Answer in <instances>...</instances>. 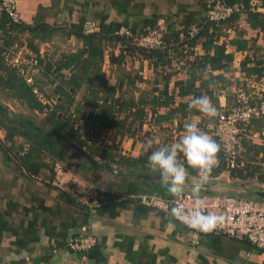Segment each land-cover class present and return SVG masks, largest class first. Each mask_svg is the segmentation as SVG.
Wrapping results in <instances>:
<instances>
[{"label": "crops", "instance_id": "1", "mask_svg": "<svg viewBox=\"0 0 264 264\" xmlns=\"http://www.w3.org/2000/svg\"><path fill=\"white\" fill-rule=\"evenodd\" d=\"M214 1L218 0H18L17 8L23 24L53 28L44 40H37L36 52L25 46L31 55L37 54L34 58L45 63L40 73L32 76L33 81L27 83L33 86L36 95L44 99L51 97L53 102L56 99L54 107L48 100L40 98L45 104L49 102L45 105L47 110L74 113L84 104L79 103V95H85V101H93L102 109L108 94L115 109L125 100L132 102L129 110L118 116L119 119L122 114L129 112L131 115V112L142 109L146 113L145 122L130 123L134 116L129 117L123 124L133 130L136 128V132L130 137L121 132L123 139L122 135L116 136V130L115 135L104 139L105 134L98 133L92 123H85L95 131L97 143L121 141L119 152L111 153L116 160H121L128 151L138 152L140 156L144 154L139 135H146L145 142L151 139L156 144L178 142L186 121L197 123L212 137L210 126L216 118H208L190 108L193 98L207 95L220 112L233 104L240 87L257 86L264 90V70L260 73L252 71L257 64L258 68L264 67V29L252 27L247 14L228 22L216 37V44L224 45L226 53L233 55L227 69L211 70L208 65L202 71L195 67L194 60L207 52L204 39L201 38L194 46H180L173 40L178 36L183 40L186 29L191 30L204 23L206 7ZM250 1L234 0L233 3ZM254 1L259 3L257 12L264 14V0ZM87 21L95 22L100 29L104 27L110 32L117 27H126L134 32L158 28L170 39V46L174 49L169 51L167 59L159 61L139 50L127 49L116 40H109L101 44L104 60L100 72L79 73L71 70L72 67L63 69L62 74L55 72L65 56L85 50L84 41L68 32L73 26ZM60 40L66 41L63 47L76 48L57 59L55 53L45 49L56 47ZM239 41L240 49L237 46ZM209 53L214 55V50ZM86 57L87 53L83 52V58ZM195 69L198 78L210 81L209 85L198 95L191 93L180 97L177 82L186 81ZM17 75L26 78L20 73ZM7 78L8 74L5 80ZM74 78H80L82 83L74 99L68 100L65 91L71 92L72 89L67 82ZM42 79L53 84V89L50 86V91H47L46 84L40 81ZM196 86H200V80ZM0 101L10 111L3 95H0ZM38 109L41 108L34 107V110ZM88 110L92 109L89 107ZM154 112L159 116L156 117ZM12 115L16 114L11 112ZM82 117L86 121L88 113ZM33 125V132L38 134L42 131L36 123ZM254 126L260 134L255 144L264 146V121H255ZM112 127L118 128L116 124ZM52 132L56 137L60 134L53 127ZM155 133H160V136H155ZM171 134H175L177 141L170 140ZM47 137L55 147L61 142L49 134ZM262 155L260 153L259 158ZM79 156L81 160L74 165L71 163L64 181L75 191L88 189L92 192L97 189L104 201L100 206L78 202L73 194L56 187L53 184L55 157L39 149L31 139L20 134L10 135L0 126V264H264V251L255 249L250 243L216 234L194 233L172 220L167 213L149 208L136 199L140 195L159 196V192L165 190L159 181L127 176L112 179L114 177L106 173L109 171L85 158L84 162ZM220 160L219 153L218 165L206 181L201 180L197 173L193 174L194 169L188 168L189 180L185 190H191V185L199 182L204 193L253 197L250 187L244 183L238 187L241 179L233 178L231 171L225 167L214 171L222 164ZM139 171L158 173L151 169ZM123 177L129 181L124 182ZM131 182L137 183L139 189L127 193L125 190ZM121 186L125 187L123 191L119 189ZM84 233L96 238L94 248L83 253L67 248L70 239Z\"/></svg>", "mask_w": 264, "mask_h": 264}, {"label": "trees", "instance_id": "2", "mask_svg": "<svg viewBox=\"0 0 264 264\" xmlns=\"http://www.w3.org/2000/svg\"><path fill=\"white\" fill-rule=\"evenodd\" d=\"M234 0H228L226 1L227 4H233ZM225 2V1H224ZM247 3V2H245ZM208 9V7H206ZM248 16V21L251 24L252 27H260L264 29V14L259 12H248L246 13ZM241 14H233L231 17L227 18L224 21L220 22H211L208 21L207 17L204 23L199 24V26H196L199 30L195 37L190 36L191 30H185V37L183 40H180L179 36L174 38L176 43H179L180 46H184V44H189L191 46H194L197 44V42L204 38V48L206 49V54L202 57H197L194 60V65L198 70L204 71L207 69L208 65L210 66L211 70H222L227 69L230 65V62L233 59L232 54H227L226 49L224 45H218L216 44V37L219 34L218 32L221 31L223 26H225L228 22L234 21L235 19L239 18ZM121 27H117V29L113 32L106 31L104 27L99 28V31L93 34H85L83 30V23L80 25L73 26L71 30L68 32L69 35H75L78 38L82 39L85 44V50L79 51L78 53H74L71 55H67L63 58V61L59 63V66L56 67L55 72H60L62 74L63 69H69L72 67L71 70L74 72L78 71L79 73H93V72H100L101 71V65L104 60V49L101 47V44L109 41V40H116L120 42L125 48L127 49H136L139 50L141 53L146 54L148 57L156 58L159 61H162L164 59H167L169 51L174 46L171 47V41L170 39L164 35V39L166 42L165 47L161 49H155V50H149L145 48H141L136 46L131 42L130 39L122 37L117 33ZM19 31V32H26L29 36V47L33 52L37 51V47L34 44L35 40H44L46 38V34L49 33V31L53 30V28L49 25H36V26H30L25 25L22 22L16 23L12 19L9 18V16L6 13H3L1 22H0V32L3 36V34L7 37L6 39L0 37V40L3 41L2 44H0V71H5L8 73V78L5 80V77H2V74H0V88H3L4 85L8 86L13 91V94L10 96L12 98H18L24 102H26L31 109H34V107H39L42 110L46 108L45 105H43L38 99L36 94L34 93L33 86L28 85L27 81L23 79L22 77H19L17 75L18 72H16L14 69H10L8 66H6V60L4 57V52L8 50L9 46L15 45L14 40L16 37L8 35L9 31ZM8 31V32H7ZM144 31V30H143ZM142 32V31H141ZM133 33H137L134 32ZM7 34V35H6ZM174 33L173 35H175ZM28 40V41H29ZM172 40V41H173ZM236 43V42H235ZM238 49H240V41L238 43ZM213 49L214 55H210L209 51ZM83 52L87 53V57L83 58ZM65 59V61H64ZM43 61H40V64H42ZM245 67V63L243 64V68ZM259 65L257 64L255 68H253L252 71L255 73H260L264 70V67L258 68ZM49 69L50 65L48 66ZM196 69L191 73L186 81H179L177 82V86L179 87V96L184 97L188 94L194 93L198 95V92L202 90L206 85H209V82L204 81L203 79L198 78L196 75ZM200 80V86H196V82ZM69 85V88L72 89L71 92L65 91L66 97L74 99L73 96L76 94V90L81 85L80 78H74L72 80H69L67 82ZM78 83V84H77ZM64 86H61L63 89ZM111 96L108 94L106 98L104 99V104L102 109L99 108V106H96L95 103L93 104V101L86 100L84 104L80 107L77 112L86 114L88 113L87 123H92V127L97 130L96 127L99 128L97 131L100 133L104 128H107L108 126H112L116 124L118 126L119 131H123L126 126H124L123 123H125L129 117L132 115L134 116L133 120L130 123H143L145 122L146 113L142 109H138L135 113L131 112V115L129 112L125 113L124 119H119L118 116H120L121 113L126 112L129 110V106H132V102L130 101H123L122 104L119 105L117 109H115L114 104L111 102ZM69 100V99H68ZM119 100H116L118 102ZM71 102V101H69ZM91 108L92 110L89 111L88 108ZM73 113L68 114L65 111H58V110H52L49 113V119L47 120L49 124L52 125V127L59 131L64 132L66 136L68 137L69 141L71 143H75L81 147H86L87 151L95 156H98L102 161L109 162L112 165L117 164L121 166V168H126V171L128 173H137L140 172L139 170L144 169H150L148 166V153H144L141 155L138 159H133L130 157H122L121 160H116L114 157V154H111L113 151H115V145L111 147H105L101 150H97V148L93 145H90L89 142L83 138L80 135L79 129L74 127V120H72ZM155 116L158 117L157 112H154ZM17 118H13L11 116V112L8 110V108H4L0 101V126L4 127L7 132L10 135H22L26 138L31 139L33 141V144L37 146L39 149H43L47 151L49 154H51L55 159L65 160L64 154L62 151H60L57 147H55L49 138L47 137L48 134L40 131V133L36 134L34 131V125L31 121H25L22 119V117H18L14 115ZM157 121V120H156ZM257 121H264V119H258ZM255 123V121H254ZM129 129H131V126H128ZM256 130V127L253 128ZM38 130V129H36ZM257 131V130H256ZM39 136H43L42 138H38ZM249 156L247 163L245 167L233 169L231 171V175L233 178H239L241 180H245L249 177H252L254 175H258L257 172L261 171L264 167V146H259L256 144L249 145ZM220 153V162L222 164L219 165V168L215 169L214 171L221 170L225 167V163L222 160V155ZM262 153L263 155L259 158V154ZM253 161V163H251ZM257 163V165H255ZM122 170V169H121ZM196 170L193 171V174H196ZM139 179L138 177H134V179ZM260 181L264 182V174L259 175L258 177ZM124 182H128L127 178H122ZM119 189L123 191L125 189L124 186H121ZM138 184L135 182H131L130 185H128V189L125 191L127 193L135 192V190H138ZM159 196L162 197H170L167 194L166 189L161 190ZM118 199V198H117ZM112 200V198L110 199ZM107 202V200L105 201ZM150 208V207H149ZM153 209V208H152ZM80 234H77L75 236H78ZM74 236V237H75ZM94 248V247H93Z\"/></svg>", "mask_w": 264, "mask_h": 264}, {"label": "built area", "instance_id": "3", "mask_svg": "<svg viewBox=\"0 0 264 264\" xmlns=\"http://www.w3.org/2000/svg\"><path fill=\"white\" fill-rule=\"evenodd\" d=\"M18 0H0V22L3 13L16 23H21V17L17 8ZM257 1L237 2L227 4L224 1H214L208 5V21L220 22L231 17L233 14H246L250 11H259ZM85 34H93L99 31V25L87 21L83 24ZM198 28L190 31V36L195 37ZM118 35L128 38L138 47L155 50L165 47L164 34L158 28H147L142 32L133 33L126 27L117 31ZM10 57L11 60L8 58ZM8 64L16 66L23 75H26V65H33L35 69L40 68L38 59H28L21 51L9 50L5 59ZM10 62V63H9ZM29 82V79L27 80ZM264 119V90L257 86L240 87L233 98V104L224 107L216 117V122L210 126L212 137L221 145L222 160L226 170L230 171L245 167L249 156V145L255 144V139L260 135L254 128V121ZM125 156L138 159L140 154L135 151H128ZM69 170L68 165L60 159H54L53 184L62 191L69 192L75 196L78 202L100 206L104 203L95 189L90 192L88 189L75 191L73 187H67L64 181ZM75 192V193H73ZM206 202L203 209L205 213H217L226 217L222 227L211 232H200L190 229L186 223L176 220L188 230L198 234H216L220 236L246 241L255 249L264 251V199L256 197H241L232 194L204 193L201 192ZM143 205L158 209L168 214L172 197L157 195H140L136 197ZM186 211L191 212L195 207L192 191L185 190L179 202ZM97 243L96 238L87 233L73 237L67 243V248L74 252H87Z\"/></svg>", "mask_w": 264, "mask_h": 264}, {"label": "clouds", "instance_id": "4", "mask_svg": "<svg viewBox=\"0 0 264 264\" xmlns=\"http://www.w3.org/2000/svg\"><path fill=\"white\" fill-rule=\"evenodd\" d=\"M190 108L196 109L208 118L219 115L217 107L207 95L193 98ZM184 133L178 142L152 149L153 141L145 142L144 151L149 152L148 167L159 173V182L172 197L168 215L172 220L186 223L190 229L200 232H211L222 227L226 217L217 213H205L204 197L201 195L202 184L191 185L195 207L191 212L186 211L178 203L185 191L189 180L188 168L194 169L201 180L206 181L218 165V154L221 145L206 132L201 130L195 122H185Z\"/></svg>", "mask_w": 264, "mask_h": 264}, {"label": "rangeland", "instance_id": "5", "mask_svg": "<svg viewBox=\"0 0 264 264\" xmlns=\"http://www.w3.org/2000/svg\"><path fill=\"white\" fill-rule=\"evenodd\" d=\"M8 35L13 36V37H16V39L14 40L15 45L9 46L8 47L9 50L11 49V50H16V51H21L28 59H35L34 58V55H37V54L31 55L30 52L27 49H25V46L27 45V48L30 51L33 52V50H31V48L28 46L29 45V42H30V40H29L30 38H29V36L27 35L26 32L22 33V32H19V31H11L10 30L8 32ZM0 37H2L4 39L7 38L4 34L2 36L1 32H0ZM202 39H204V38H202ZM36 42H38V41L35 40L34 41V44ZM65 42L66 41H64V43H63V40H60V42L58 41L55 44V45H57L56 47L55 46H52V44H51L52 48L48 46V47H46L45 51L47 49H49L48 51H51V54L52 53L53 54L55 53L56 54L55 56H57L56 58L58 59V56H64V54H67V52H71L72 51L71 48H76V47H73V46L71 48H68L66 46L63 47V44H65ZM2 43H3V41L0 40V44H2ZM7 51L8 50H6L4 52L5 59H6ZM8 59L11 60L10 57ZM5 64L10 69H14L16 72L22 74L20 72V70H18V68H16V66H13L12 64H8L7 61H6ZM44 64H45L44 62L42 64H40V68H41L40 70L39 69H35L33 67V65H26V67H25L26 75H23L22 74L23 76L26 77L25 78L26 81L29 79V82H32L33 81V77L32 76L33 75H36V74L38 75L40 73V71L43 69V67H45ZM64 72H67V71L65 70ZM0 74H2L3 77L6 78V75L8 73L5 72V71H0ZM40 81H41L42 84H44V83L46 84L45 87H46V90L47 91H50V86L53 89V87H54L53 84L47 82L44 79H42ZM1 89H3V90H1ZM0 90H1L0 91V95H3L4 99L7 101L8 107H9V109H10V111L12 113L18 115L19 117H22V119L25 120V121H31L32 123H36V125H38V127H41V129H42L43 132H45V133L47 132L50 136H53L54 139H57L58 138L59 141L61 140L60 143H62V144L59 143L58 146H57V148L60 151L63 152L64 157H65V160H63V162H65L68 165L69 168L71 167V163L73 165L75 163H78V160L80 159V156L77 153L76 149L72 145H70L69 139L66 136V134L64 132H58L60 134H58V137H56L55 134H53V132H52V125L49 124V122L47 121L49 119V117H50L49 116L50 111L55 110V109H50V110L49 109L48 110L47 109H45V110H42V109H38V110L31 109L26 102H24V101H22V100H20L18 98H12V97H10V95L13 94V91L10 88H8V86L4 85V87L3 88H0ZM36 96H37V99L41 103H43V105H49V102H50L51 106H54L55 107V102H56L55 100L56 99H54V102H53L52 99H51V97H49V98L46 97V99H44V97H40L38 95H36ZM40 98H43V100H48L49 102H46V104H45L44 102H42L40 100ZM78 101H79L80 104L84 103L85 102V95L84 96L79 95V100ZM127 101H129V100H127ZM68 114H69V112H68ZM70 114H71V112H70ZM82 115L83 114L77 112V110L72 114V116H73L72 120H74L73 121L74 122L73 123L74 124V127L79 129L80 135L82 137H84L89 142L90 145L95 146L97 148V150H101V149H103L105 147H111V146H114L115 145L116 148H115V152L114 153L119 152V149L118 148L120 146L121 141L120 140L119 141L117 140V141L111 142V144L101 143V142L100 143H97L96 142V138L94 137L95 131L94 130L92 131L91 130L92 129L91 127H89V128L87 127V125L85 124V123H87V118H86V121L85 120H82L83 119ZM12 117L13 118H17L14 115H12ZM124 117H125V114H122L121 119H124ZM119 129H121V128H119V127L117 128V127H112L111 126V127L104 128L101 132L103 134H105V138L104 139L110 138L113 135H115V133H114L115 130L117 131L116 132V136H121L123 132H126V134L130 137L132 135L134 136V133L136 132V128L133 130L132 128L129 129L128 127H125V129L123 131H121L122 133L119 131ZM98 130H99V128H97V131ZM156 135L157 136H160V133L159 134L158 133H155V136ZM123 136L124 135H122V139H123ZM145 136L146 135H144V134L143 135H139V139L141 141H143V143H142L143 144V148L145 146V143H144L145 142V140H144V137ZM174 136H175V134H171L170 140L172 139L173 141H177L174 138ZM163 145H166V144H164L163 141L161 143L159 142V144H156V143L153 142V145H152V149L151 150H155L156 148H158L160 146H163ZM85 149H87V148L85 147ZM151 150H149V152H145L144 151V153H148L150 155ZM82 161L85 162L84 158H83ZM255 165H257V164H255ZM114 166L117 167L118 169H122V170L126 171V168H123V167L121 168V166H119L117 164H114ZM106 173H109V175H111L110 176L111 178L114 177L112 179H119V177H117L118 175H115V174L110 173V172H106ZM257 174L258 175H254V176L249 177V178H247L245 180L238 181V183H239V186L238 187H241V184L244 183L245 185H247L248 187H250V190L249 191L251 192V196L256 197V198H258L259 196L255 195V192L258 191L259 189H264V182L263 181H260V179L258 178L259 175L264 174V168L261 171H258ZM110 181H112V180H110Z\"/></svg>", "mask_w": 264, "mask_h": 264}, {"label": "water", "instance_id": "6", "mask_svg": "<svg viewBox=\"0 0 264 264\" xmlns=\"http://www.w3.org/2000/svg\"><path fill=\"white\" fill-rule=\"evenodd\" d=\"M72 146L76 149V151L83 157L85 158L88 162H90L93 165H96L97 167L101 169H105L109 171L110 173H113L118 176H127V177H138L144 180L148 181H159V173L157 174H152L148 172H138V173H126L121 169H118L114 165H112L109 162H104L101 161L98 157L95 155L89 153L85 148L77 145V144H72ZM255 195L264 198V189H259L258 191L255 192Z\"/></svg>", "mask_w": 264, "mask_h": 264}]
</instances>
